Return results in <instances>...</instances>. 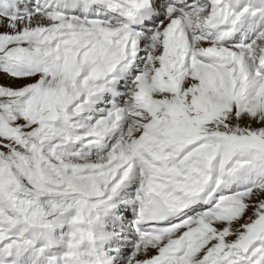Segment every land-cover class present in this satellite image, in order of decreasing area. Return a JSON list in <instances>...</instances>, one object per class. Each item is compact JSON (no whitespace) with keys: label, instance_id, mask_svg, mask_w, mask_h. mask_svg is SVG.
I'll return each mask as SVG.
<instances>
[{"label":"snow or ice","instance_id":"snow-or-ice-1","mask_svg":"<svg viewBox=\"0 0 264 264\" xmlns=\"http://www.w3.org/2000/svg\"><path fill=\"white\" fill-rule=\"evenodd\" d=\"M0 264H264V0H0Z\"/></svg>","mask_w":264,"mask_h":264}]
</instances>
